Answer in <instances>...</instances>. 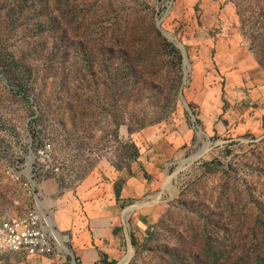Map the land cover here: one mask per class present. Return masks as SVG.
Returning <instances> with one entry per match:
<instances>
[{"label": "rangeland", "instance_id": "374dc122", "mask_svg": "<svg viewBox=\"0 0 264 264\" xmlns=\"http://www.w3.org/2000/svg\"><path fill=\"white\" fill-rule=\"evenodd\" d=\"M262 95L264 0H0V213L33 204L3 174L33 155L48 257L81 263L61 218L91 187L124 241L95 264H264Z\"/></svg>", "mask_w": 264, "mask_h": 264}, {"label": "crops", "instance_id": "0c3cea01", "mask_svg": "<svg viewBox=\"0 0 264 264\" xmlns=\"http://www.w3.org/2000/svg\"><path fill=\"white\" fill-rule=\"evenodd\" d=\"M263 97L264 95L261 98L263 99ZM262 105H264V99L258 102L252 112L251 110L248 112L252 123L248 127L257 128L258 123L264 118ZM146 187V183L133 177L127 181L121 191L123 200L136 198L145 191ZM96 193V190L91 189V187H82L78 196L69 201L61 218L62 225L60 228L68 231L69 245L73 252L80 256V264H95L102 253L113 258L119 257L122 243H124L120 237L122 236L121 224L117 222L120 201L114 198L112 191L107 192V194L104 192L105 196L109 197L107 202L102 198L93 199L96 197ZM52 223L56 229L57 224L54 221ZM56 232L61 234L60 238L64 244L63 234L57 229ZM53 237L58 242L56 236ZM131 256V254L126 255L123 262ZM4 259L5 264H65L64 258L60 260L48 256L20 257L7 255Z\"/></svg>", "mask_w": 264, "mask_h": 264}, {"label": "built area", "instance_id": "2783aa9c", "mask_svg": "<svg viewBox=\"0 0 264 264\" xmlns=\"http://www.w3.org/2000/svg\"><path fill=\"white\" fill-rule=\"evenodd\" d=\"M52 153V145L50 142H46L43 147L35 151L34 156L45 162L46 159L51 158ZM31 156L27 159L26 164H21L20 161H16V164L5 161L3 169L5 178L24 190L25 196L32 200L33 204H30L22 212L0 213V264H5L4 258L7 255L52 256L60 252L36 203L39 183L35 168L33 166L31 169L29 168V159L33 158V155ZM59 167V162H55L52 171L55 174L58 173Z\"/></svg>", "mask_w": 264, "mask_h": 264}, {"label": "bare ground", "instance_id": "6f19581e", "mask_svg": "<svg viewBox=\"0 0 264 264\" xmlns=\"http://www.w3.org/2000/svg\"><path fill=\"white\" fill-rule=\"evenodd\" d=\"M164 33H166V32H164ZM166 35H167L171 40H173V41L176 42V44H177V46H178L179 49L183 50V46H182V44L178 42V40L176 39V37H174L172 34H169V33H166ZM184 62H185V64H186V70L189 71L190 65H189L187 59H185ZM187 71H186V72H187ZM190 71H191V70H190ZM183 102H184L185 106L188 107L186 101L183 100ZM32 160H33V158L29 159V168H30V169L32 168V164H31V163H32ZM36 203H38V199H37V202H36ZM38 204H39V203H38ZM38 204H37V206H38V208H39V210H40V213H41L43 219L46 220V222H47L48 230H49V232H50L51 237L56 236V238L58 239V242H57V241L55 240V238L53 237L54 240H55V242H56V245L59 246V248H60L61 250L65 251L66 253H70L69 249H68V248L62 243L61 238H60L61 235H59V234L56 232V230L53 228L52 220H51L48 216H46V214L44 213V211L40 208V206H39ZM41 210H42V211H41ZM71 254H72V252H71ZM42 256H47V255H41V257H42ZM20 257H24V256H20ZM33 257H34V256H33ZM129 259H130V257H127V259H126L125 261H128ZM125 261H124V262H125Z\"/></svg>", "mask_w": 264, "mask_h": 264}, {"label": "water", "instance_id": "95a60500", "mask_svg": "<svg viewBox=\"0 0 264 264\" xmlns=\"http://www.w3.org/2000/svg\"><path fill=\"white\" fill-rule=\"evenodd\" d=\"M183 53H184V55H185V59H187V57H186V54H185V51L183 50Z\"/></svg>", "mask_w": 264, "mask_h": 264}]
</instances>
